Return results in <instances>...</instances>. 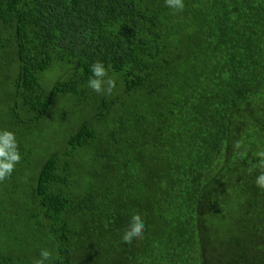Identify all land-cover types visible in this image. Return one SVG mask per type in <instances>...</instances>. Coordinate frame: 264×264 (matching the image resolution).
Instances as JSON below:
<instances>
[{
  "label": "trees",
  "instance_id": "obj_1",
  "mask_svg": "<svg viewBox=\"0 0 264 264\" xmlns=\"http://www.w3.org/2000/svg\"><path fill=\"white\" fill-rule=\"evenodd\" d=\"M183 2L0 0V264H264V0Z\"/></svg>",
  "mask_w": 264,
  "mask_h": 264
},
{
  "label": "clouds",
  "instance_id": "obj_2",
  "mask_svg": "<svg viewBox=\"0 0 264 264\" xmlns=\"http://www.w3.org/2000/svg\"><path fill=\"white\" fill-rule=\"evenodd\" d=\"M165 5L172 10V14L180 13L184 10L183 0H165ZM91 76L87 81V87L97 94H111L116 87V82L109 76L108 69L104 63L96 61L90 66ZM234 149H240L242 144L236 141L233 145ZM244 155V153H239ZM258 159V165L264 169V150L255 154ZM22 157L19 151V145L13 132L3 130L0 131V182H4L11 178L15 171L16 165L21 163ZM251 171V169H250ZM255 185L264 190V171L257 176ZM145 233V222L141 215L134 214L124 230L121 240L123 243L131 245L134 241H142ZM53 258L52 252L48 249L40 251V258L35 260L33 264H45Z\"/></svg>",
  "mask_w": 264,
  "mask_h": 264
}]
</instances>
